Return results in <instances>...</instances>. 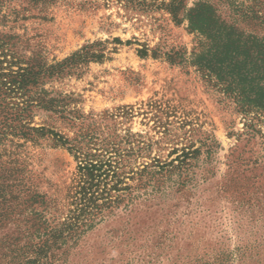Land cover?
<instances>
[{
	"label": "rangeland",
	"instance_id": "374dc122",
	"mask_svg": "<svg viewBox=\"0 0 264 264\" xmlns=\"http://www.w3.org/2000/svg\"><path fill=\"white\" fill-rule=\"evenodd\" d=\"M160 1L146 0L150 5L143 10L114 0H55L43 7L28 0L7 3L10 21L4 30L20 34L49 63L88 41H108L102 60L45 84L69 96V108L77 111L72 121L39 111L32 125L69 139L94 134L90 148L100 147L109 134L119 135L122 144L129 139L135 154L122 175L132 185V170L154 158L169 161L207 136L220 144L211 172L202 178L197 171L195 188H174L145 205L139 199L128 210L121 206L85 234L68 264H123L131 258L135 264L148 255L150 264H191L220 251L231 256L230 264H264V117L240 112L195 67L162 56L172 49L190 52L195 36L186 23L176 24L155 9ZM144 45L150 50L140 56L137 48ZM153 49L160 56L154 57ZM17 151L36 189L63 199L78 164L67 146L50 136L27 141ZM231 180L244 188L234 192L226 184Z\"/></svg>",
	"mask_w": 264,
	"mask_h": 264
},
{
	"label": "trees",
	"instance_id": "16d2710c",
	"mask_svg": "<svg viewBox=\"0 0 264 264\" xmlns=\"http://www.w3.org/2000/svg\"><path fill=\"white\" fill-rule=\"evenodd\" d=\"M8 1L0 0V264H68L71 251L85 234L121 206L128 210L139 199L145 205L155 199L161 201L174 188H195L197 171L202 178L211 172L220 144L207 136L199 147L181 149L169 161L154 158L132 170L130 179L136 181L132 185L122 175L127 158L135 154L129 139L126 145L116 139L119 135L109 134L100 147L90 148L91 140L97 138L94 134L81 132L69 139L53 128L32 125L39 111L67 120L77 114L68 106L69 96L45 84L80 73L90 61L102 60L108 41H88L65 58L49 63L20 34L4 30L10 21ZM28 1L43 7L55 0ZM114 1L127 9L143 10L150 5L146 0ZM155 9L167 12L176 24L186 23L188 32L195 36L190 52H163L168 62L195 67L240 112H258L264 117V0H161ZM112 41L121 43L119 38ZM149 50L145 45L137 48L140 56H147ZM151 51L154 57L160 56ZM50 136L67 146L78 162L64 200L36 189L17 151L27 141L36 143ZM21 139L24 143L19 142ZM233 182L226 184L231 183L234 192L244 188ZM63 211L66 214L59 216ZM148 257L138 258L135 264H150L152 258ZM134 259L123 264H134ZM230 261L231 256L220 251L208 259L196 257L191 264Z\"/></svg>",
	"mask_w": 264,
	"mask_h": 264
}]
</instances>
